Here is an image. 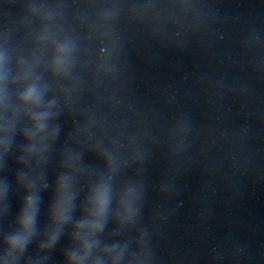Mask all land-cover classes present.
I'll use <instances>...</instances> for the list:
<instances>
[{
  "label": "clouds",
  "instance_id": "9594fccd",
  "mask_svg": "<svg viewBox=\"0 0 264 264\" xmlns=\"http://www.w3.org/2000/svg\"><path fill=\"white\" fill-rule=\"evenodd\" d=\"M30 219H31V216H28L26 222L30 221Z\"/></svg>",
  "mask_w": 264,
  "mask_h": 264
}]
</instances>
